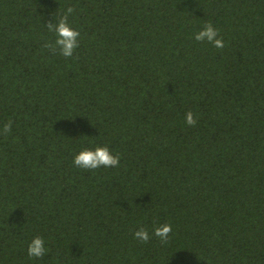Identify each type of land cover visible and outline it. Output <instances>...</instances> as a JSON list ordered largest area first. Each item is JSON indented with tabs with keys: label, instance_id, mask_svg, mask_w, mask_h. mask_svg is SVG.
Masks as SVG:
<instances>
[{
	"label": "trees",
	"instance_id": "1",
	"mask_svg": "<svg viewBox=\"0 0 264 264\" xmlns=\"http://www.w3.org/2000/svg\"><path fill=\"white\" fill-rule=\"evenodd\" d=\"M69 6L71 59L43 47ZM9 120L0 264H264V0H0ZM104 145L119 167L74 165ZM165 223L167 244L134 238Z\"/></svg>",
	"mask_w": 264,
	"mask_h": 264
},
{
	"label": "clouds",
	"instance_id": "2",
	"mask_svg": "<svg viewBox=\"0 0 264 264\" xmlns=\"http://www.w3.org/2000/svg\"><path fill=\"white\" fill-rule=\"evenodd\" d=\"M76 9L72 6L66 8L63 14L59 11L53 22H49L46 28L49 32L55 34L54 41H47L43 47L49 50L53 55L57 53L65 58H73L77 49L80 47L81 32L74 29L69 23V17L75 13ZM195 40L197 42H207L217 49H223L225 43L220 33V29L216 28L212 22H207L203 28L196 32ZM78 58V57H76ZM196 114L188 111L185 117V123L190 127H195L197 124ZM13 121L9 120L0 129V135H8L12 131ZM121 157L119 154H113L107 145L96 146L94 149L85 148L74 157V165L77 168L94 171L101 167L116 168L120 166ZM173 229L171 224L165 223L156 226L151 233L146 227H140L134 233V238L141 244H147L152 236L157 237L161 244L169 242L170 234ZM48 253L45 247L44 238L36 236L30 242L27 255L29 258L42 259Z\"/></svg>",
	"mask_w": 264,
	"mask_h": 264
}]
</instances>
